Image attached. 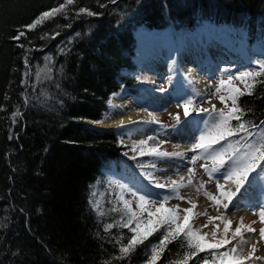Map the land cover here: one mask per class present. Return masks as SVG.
Wrapping results in <instances>:
<instances>
[{
  "label": "trees",
  "instance_id": "16d2710c",
  "mask_svg": "<svg viewBox=\"0 0 264 264\" xmlns=\"http://www.w3.org/2000/svg\"><path fill=\"white\" fill-rule=\"evenodd\" d=\"M64 2L0 0V105L6 109L0 111V264H105L118 255L103 229L112 217H98L89 197L94 184L107 176L120 178L135 160L121 154L127 146L114 130L85 121L101 120L113 94L140 84L133 59L138 26L193 33L207 21L242 29L247 43L264 48V0H74L67 17L58 15L26 38L13 39ZM79 8L100 15L77 17ZM56 32L55 39H40ZM30 46L41 50L27 52ZM26 55L30 83L45 55L54 58L53 80L35 89L23 84ZM61 66L62 74L56 71ZM22 94L31 98L27 106ZM240 105L248 113L245 119L264 121V84L241 97ZM16 107L23 115L13 123L9 114ZM114 193L106 196L105 208ZM159 235L138 247L130 261L113 264H146ZM178 251L179 242L169 244L159 264H168Z\"/></svg>",
  "mask_w": 264,
  "mask_h": 264
},
{
  "label": "snow or ice",
  "instance_id": "6c2138e0",
  "mask_svg": "<svg viewBox=\"0 0 264 264\" xmlns=\"http://www.w3.org/2000/svg\"><path fill=\"white\" fill-rule=\"evenodd\" d=\"M115 4L116 0H110ZM74 4V0H65L51 10L42 12L31 23L23 26L24 30L18 31L13 37L19 41L21 38L27 37L28 31H33L42 26L46 21L54 19L56 16H68V6ZM100 7H106L101 4ZM77 17L81 14L87 16H97L100 13L93 12L88 8H79L75 13ZM70 27V25H68ZM59 35L56 32L51 35L42 34L41 40L55 39ZM77 36L80 34L77 33ZM31 44V42H29ZM19 47H25L23 44ZM34 47H28L27 52H31ZM60 54H65V49H59ZM43 67L37 66L35 72V82L30 83L32 78V70L29 65V57H24L25 79L22 83L31 86L33 89L45 80H53V70L56 68L54 58L45 55L43 58ZM62 74V66L56 69ZM258 84H264V60L257 61L256 66L238 71L235 74L221 75L218 80L209 85L214 89L209 94V103L211 97H216L223 104V107L217 108L212 104L210 108L197 106L195 98L203 96L205 93L194 91L193 95L185 99L182 104L177 105L183 109L184 117L190 116L193 112L206 113L208 119L203 121V127L199 130V135L190 148L185 151H168L163 148L167 143L166 140H159L158 137L148 136L146 139L133 141L129 150L134 153L132 159L140 157H151L147 165L141 163L138 167L142 170L145 167L156 168V161L170 158H185L188 152L193 155L189 161L191 167L187 169V179L184 175H180L179 179L168 177L162 182L152 172H145L144 175L149 184L158 189H167L160 199H152V194H143V190L137 191L133 187L126 184H117V191L114 198L109 200L110 207L105 208L103 204V194L92 191L89 197V206L98 217L103 219L105 216H111L110 222L103 224L105 233H108L117 248L118 255L105 264H113L116 260H129L135 250L144 245L146 241L159 233L156 243L151 244L148 248L146 256V264H159L164 256L168 245L179 242V251L174 258L170 259L168 264H256V261L264 258L256 256L257 244L264 241V201L256 208L252 209L253 214L257 216V220H253L249 224H244L243 217L239 218V222L233 228V221L228 218L227 210L233 207V202L238 193L244 189L249 183L250 177L255 180L264 181V121L256 123L244 117L247 111L240 105L241 97L252 95ZM243 85V87H241ZM59 88V83L55 84ZM163 91V89H161ZM23 95V103L27 106L30 103V97ZM42 95L48 96L47 92ZM115 95V94H113ZM39 99V97H37ZM112 105V101H108ZM112 107H122L115 106ZM0 111H6L3 105H0ZM23 113L19 107H16L10 114L9 119L16 123ZM108 113L105 118H108ZM175 124H164L155 114L149 113V119L143 121L146 124H157L162 129L174 127L181 123L180 113H176L173 117ZM235 122V123H234ZM93 124H103L104 120L91 121ZM126 123L136 124L138 121L124 119L116 121L113 126L122 128ZM11 139V137H10ZM153 141H155L153 143ZM124 143L123 139L120 141ZM179 147V146H177ZM198 161H205L200 164V168L211 179L216 174H220L223 183L216 180V192L208 191L206 182L203 180L196 181L195 165ZM210 161L211 163H208ZM253 173L257 175L253 177ZM197 185V191L200 188L205 189L206 198L212 202L218 213L217 216H209L207 208L203 212H197V203L191 198L181 195V189L193 184ZM95 198V199H94ZM186 201L190 207L181 208L180 204L169 206L172 199ZM200 216H206L207 221L197 225L196 220ZM222 222L223 228L221 229ZM257 222L261 224L259 229L255 228ZM212 225V230L204 231ZM117 229L115 235L112 230ZM127 229L128 235L125 236L123 230ZM259 240L251 243L250 250L247 255L243 254L242 245L249 244L248 234H257ZM126 241V242H125ZM204 253L203 256L200 254Z\"/></svg>",
  "mask_w": 264,
  "mask_h": 264
},
{
  "label": "rangeland",
  "instance_id": "374dc122",
  "mask_svg": "<svg viewBox=\"0 0 264 264\" xmlns=\"http://www.w3.org/2000/svg\"><path fill=\"white\" fill-rule=\"evenodd\" d=\"M240 33V36L238 35ZM135 37L137 40V47L135 50L134 60L137 64V70L134 75L138 78L139 83L143 81V78L149 73L150 70L153 71L151 62L152 55L157 53L158 45L163 48L164 54L160 59V65L158 73L161 74L164 83V89L166 95L170 96L169 103H166L159 110V119L167 125H174L175 121L173 117L176 113H180L181 123L175 125L174 127H168L162 129L160 125L150 124L148 135L145 137H130L127 133L122 131H115L119 136L120 141L123 139L124 143L122 145L127 146L126 149L121 151V154L125 157H132V153L129 148L133 141H138L141 139H146L148 136L158 137L159 140H166L167 143L163 145V148L168 151H185L190 148L191 144L195 142L196 137L199 135V130L203 127V121L208 119L206 113L193 112L190 116L184 117L183 109L178 108L177 105L182 104L185 99H188L193 95L194 91H199L205 93L203 96H197L195 98L197 106L210 108L212 104H215L217 108L223 107V104L216 97H211V103H209V94L214 89L210 88L209 85L216 82L221 75L235 74L238 71H243L246 68H252L256 66L257 61L264 60V48L252 45L246 42L245 32L242 29H234L227 27L225 25H215L208 23L207 21L202 22L195 32L185 33L182 30H177L176 33L171 34L167 30H157L149 29L144 26H138L135 30ZM202 38H205V43L201 42ZM196 40L200 42L201 47H196ZM206 42H214L219 44L221 50L219 52L212 53V51H207L209 48ZM204 44V45H203ZM183 45V46H182ZM224 45V46H223ZM187 50L189 56L187 58L183 57L181 54L182 50ZM242 54V58L240 56ZM179 55H181L179 57ZM218 55L220 58H218ZM189 58H193V61L189 62ZM209 59L212 64L205 66L207 69L205 72L198 71V66L203 64V60ZM185 61V62H184ZM197 63V64H196ZM181 64L187 65L188 68L193 66L195 70H191L199 76V80L193 83V79L187 73L182 71ZM209 67V68H208ZM165 71V72H164ZM140 84L135 89L123 88L122 91L112 95L110 100L113 102H123L124 99L130 101L142 100V93L140 91ZM243 87V85H241ZM132 92L137 94L133 97ZM110 110L109 103L107 105V110L104 111L103 116ZM192 123L191 129L188 132H183L179 130L185 123ZM155 141H153L154 143ZM179 146V147H177ZM192 152H188L185 158H170L162 159L156 161V168L145 167L143 170L138 167V164L147 165L149 161L153 158L151 157H140L137 156L134 163L125 171H120L119 177L115 178L113 176L104 177L98 183L93 185V191H97L98 194H103V202L106 196H110L113 192L118 189L115 186L117 184H126L129 187H133L135 190H143V194H152V199H160L164 194H167V189H158L149 184V181L145 177V172H152L157 178L162 182L166 181L168 177L172 179H179L180 175H184L187 179V169L191 167L189 161ZM205 161H198L195 165L197 170L195 180L198 182L203 180L206 182V188L208 191L216 192V180L223 183V179L220 174H216L213 178H209L203 169L200 168V164ZM211 163L210 161H207ZM257 174L253 173V177ZM197 185L194 183L188 187L181 189V195L189 197L193 202L197 203V212H203L206 208L209 216H217L220 213L217 212L216 208L212 206V202L209 201L205 196V189L200 188L199 191L196 190ZM264 197V181L259 179L253 180L250 177L249 183H247L244 189L238 193L237 197L233 202V207L227 210V216L237 217L233 228L239 222V218L243 217L245 219L244 224H249L253 220H257V216L253 214L252 209L256 208L262 201ZM95 199V198H94ZM180 204L181 208L190 207L186 201H180L178 199H172L169 201V206ZM232 220V219H231ZM207 221L206 216H200L196 220V224L200 225ZM233 221V220H232ZM221 223V229L223 224ZM255 228L259 229L261 224L257 222L253 225ZM212 225L204 231H211ZM250 243L242 245L243 254L247 255L250 250L251 243H256L259 240L258 233L248 234ZM259 249L256 256L264 258V241L257 244ZM256 264H264V259L256 261Z\"/></svg>",
  "mask_w": 264,
  "mask_h": 264
},
{
  "label": "bare ground",
  "instance_id": "6f19581e",
  "mask_svg": "<svg viewBox=\"0 0 264 264\" xmlns=\"http://www.w3.org/2000/svg\"><path fill=\"white\" fill-rule=\"evenodd\" d=\"M205 38H202L201 42L205 43ZM196 47H201L200 42L196 40ZM210 44V43H208ZM218 44L212 43L211 46L216 48ZM183 46V45H182ZM224 46V45H223ZM219 47V46H218ZM223 49V48H222ZM220 51V48H218ZM164 49L161 48V45H158L157 53L152 55L151 57L153 62L152 70H150L149 73H146L147 75L143 78V81L140 83V91L142 93V100L138 101H130L128 99H124L123 102H113L112 105L115 106H122V107H112V105H109V112H108V118H105V116L101 119L104 120L103 124H94L95 127L99 128H114L117 131H122L127 133L130 137H145L148 135L149 126L150 124L143 123L144 120L149 119V113L155 114L158 118L160 116V108L163 107L166 103H169L170 96L166 95L165 89H164V83L162 82L163 78L160 73H158L159 65H160V59L163 57ZM224 53L227 52V50L223 51ZM182 56L187 58L189 56V52L187 50H182L181 52ZM179 55V57L181 56ZM242 58V54H240ZM193 61V58H189V62ZM185 62V61H184ZM209 64H208V63ZM197 64V63H196ZM208 66L211 63L209 59H204L203 64L198 66V71L205 72L207 69L205 66ZM182 71L187 73L191 78L193 79V83L198 82L199 76H197L196 73L193 71L195 68L191 66L190 68L187 67V65L181 64ZM193 69V71L191 70ZM209 68V67H208ZM165 72V71H164ZM163 89V91H161ZM133 97H136L137 94L135 92H132ZM131 118L132 120L138 121L136 124H129L126 123L125 127L117 128L114 125L116 121H119L121 119H124L126 122L128 119ZM89 122V121H86ZM93 124V123H92ZM192 123L187 122L182 127H180L179 130H183V132H188L191 129ZM261 201H264V197ZM237 217H231L233 222H235ZM245 223V219L243 220ZM234 225V223H233Z\"/></svg>",
  "mask_w": 264,
  "mask_h": 264
},
{
  "label": "water",
  "instance_id": "95a60500",
  "mask_svg": "<svg viewBox=\"0 0 264 264\" xmlns=\"http://www.w3.org/2000/svg\"><path fill=\"white\" fill-rule=\"evenodd\" d=\"M87 121H89V122H86V121H85V123H86L87 125L95 127L94 124L91 123V121H93V120H87ZM97 128H99V127H97ZM108 129H113V128H108Z\"/></svg>",
  "mask_w": 264,
  "mask_h": 264
}]
</instances>
